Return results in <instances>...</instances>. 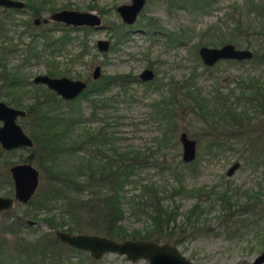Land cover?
<instances>
[{
    "label": "rangeland",
    "instance_id": "1",
    "mask_svg": "<svg viewBox=\"0 0 264 264\" xmlns=\"http://www.w3.org/2000/svg\"><path fill=\"white\" fill-rule=\"evenodd\" d=\"M248 1L212 0L205 10L186 8L182 5L183 0H145L131 24L124 22L116 9L118 5L129 3L131 0H46L38 15L32 14L30 8L26 7L23 10H11L0 6V24L6 23V35L10 38L9 43L13 48L7 56V65L9 68L18 67V70L23 72L30 81L27 83L26 79L24 80L26 84L23 89L16 92V98L26 105L33 100V94H36L34 90L37 89L42 90L37 93L39 97H42L46 85L36 84L32 79L38 73H47L49 69L54 70L58 75L83 79L87 86L93 85L100 79L92 78V71L97 64L101 67V78L104 75L128 73L132 78L129 83L123 87L117 82H112L110 88L102 94V96L111 97L107 112L112 116L109 120L115 121V124L112 127L109 126L107 130L114 134L111 142L115 147L121 150L137 149L147 154L148 151L153 150L165 164L174 163L181 158L182 145L179 141L181 130H186L197 140L196 157L181 168L183 171L181 178L180 167L177 170H169L160 168L156 164H149L142 169L139 177L144 180L149 178L158 181L167 189L179 183H182L186 189L198 186L206 188L214 185L217 188L229 186L232 190H236L233 198L238 204L246 201L244 192H256L262 187L261 200L264 202V162L260 163L261 159L255 158L250 152L244 150L250 147L242 143L244 139L249 138L246 135L247 132L242 134L240 139L235 138L237 143L223 151H219L216 147L211 148L208 142L211 133H217L214 130L217 127L216 123H211L209 118H207L209 121L202 120L197 112L191 110L190 105H186L181 107L176 115L172 113L175 127L167 131L166 139L162 141L160 149L158 143L163 137L169 114L167 113L164 119V115L159 114V109L153 104L170 94L172 80H177L180 85L184 84V80L190 79L201 89L204 96L210 97L211 92H216V89L224 94L231 92L232 89L236 93L238 92L236 82L241 78L258 77L264 74V64L257 65L246 61L248 59H243L244 62L221 59L207 66L198 52L203 44L220 46L225 42H232L237 47L250 48L253 51L264 50L263 40L251 38V45H247L245 40L248 32L244 26L247 21L257 22L255 13L247 12ZM234 6L237 7L233 9ZM61 8L94 11L101 16L102 25L90 27L65 24L66 27L69 26L68 40L62 48L52 51L45 46L44 35L38 32L49 28L48 36L58 37L64 32L61 29V24L64 23L49 20L46 23L35 24L33 19L48 18L51 10ZM5 15L9 17L5 18ZM153 18L157 20V23L151 21ZM239 18L243 19V28L232 30ZM227 32H233V38H239L238 42L231 40L220 42L222 37L227 38ZM171 33L181 37L180 41H171L169 39ZM99 38L110 40L108 50L98 49L96 40ZM27 47L35 49L39 56L28 57V51L25 50ZM145 67H150L155 72L151 80L144 81L138 78L139 72ZM10 97V93L0 87V100L10 104L7 102ZM75 103L78 110L87 117L76 124L75 130L82 132L83 128L97 129L102 123L100 118L102 110H96V117H92L90 113L93 108L87 99L79 96L75 99ZM19 107L22 108V106ZM236 107L239 108V106ZM252 115L255 116V129L259 131H254L251 136H259L263 133L264 140L263 126V131L257 127L258 119H264V116L260 110ZM17 121L29 134L32 116L18 117ZM109 144L110 142L102 144L108 152H110ZM29 148L17 147L9 151L5 149L7 151H4L0 157V174L3 173L11 178L9 166L12 163L28 161ZM208 149L217 154L210 155ZM235 161L240 162L239 167L231 175L227 174V169ZM31 163L38 167L36 161L33 160ZM0 182L3 183L0 184V195H12L13 191L9 193L10 187L6 185L5 180ZM124 192L126 197H130L139 191L134 185L127 184ZM174 198L180 203L181 211L190 207L195 200L194 196L186 192L176 194ZM164 200L171 203L169 199ZM28 201H16L10 209L6 210L8 212L4 211L0 214V237L11 241L15 233L23 231L27 234L33 230L50 229L40 219H36L37 222L29 229L19 226V218H25L27 212H34V204ZM36 214V217L44 215L42 210L37 211ZM218 214H220V207L216 204L207 215L210 229L203 227L201 232L195 234L193 238L178 245L181 251L197 264H255L254 258L264 248V217L256 225L251 224L236 231L234 223L222 224L217 217ZM242 218L239 215L235 222L241 221ZM121 223L128 230L143 229L150 223V219L142 208L125 203ZM73 253L76 258L77 252ZM98 260L100 264H147V260L139 259L132 262L124 255L113 252L105 253ZM258 264H264V261Z\"/></svg>",
    "mask_w": 264,
    "mask_h": 264
},
{
    "label": "trees",
    "instance_id": "2",
    "mask_svg": "<svg viewBox=\"0 0 264 264\" xmlns=\"http://www.w3.org/2000/svg\"><path fill=\"white\" fill-rule=\"evenodd\" d=\"M211 1L183 0L182 5L186 8L205 9ZM248 2L247 12L255 13L257 18V22L250 20L244 26L248 32L245 40L247 45H251V38L264 41V0ZM45 3L46 0H29L26 6L30 8L32 14L38 15ZM236 7L234 6L233 9ZM7 17L9 15H5V18ZM151 21L157 23L155 18ZM5 24H0V87L10 93L8 103L16 107L22 106L27 112L26 115L32 116L29 134L34 144L29 148L27 157L30 162L36 161L41 172L39 186L28 201L34 204V212H27L25 216L35 220L40 219L50 229L33 230L27 234L23 231L15 233L11 241L1 236L0 264H100L99 258H93L85 254L86 251L78 250L60 241L55 236L54 229L95 232L119 240L145 238L182 245L201 232L203 227L210 229L207 215L216 204L220 207V214L217 216L219 220L225 225L234 223L236 231L251 224L256 225L264 217L262 187L256 192H244L246 201L238 204L233 198L236 190H232L229 186L219 188L216 185L209 188L198 186L186 189L182 183H179L167 189L158 181L149 178L144 180L138 176L146 166L156 164L160 168L169 170H177L180 167L181 178L183 176L181 168L188 163L179 158L174 163L164 164L153 150L148 151L147 154L137 149L121 150L112 144L114 134L107 130L109 126L112 127L115 124V121L109 120L112 116L107 112L111 97L102 96V94L110 88L112 82H117L123 87L129 83L132 78L128 73L104 75L93 85L87 86L78 97L76 96L89 101L93 108L90 113L92 117H96V110H102L103 113L100 116L102 123L97 129L83 128L82 132L75 130L76 124L87 119L78 110L76 98L63 99L47 87L42 97L37 94L42 90H34L36 94H33V100L23 105L22 101L16 98V92L24 88L26 84L24 80L27 78L18 70V67L9 68L7 65V56L13 48L9 43L10 38L6 35ZM68 28L65 24H61L64 32L53 38L48 36L49 30L42 29L38 33L44 35L45 46L54 51L62 48L67 42ZM241 28H243V19L239 18L232 30H241ZM226 37H222L220 42L231 40L237 43L239 39L233 38V32L228 33ZM169 39L180 41L181 37L171 33ZM25 50L28 51V57L39 56L32 47H27ZM228 60L244 62V60ZM246 61L257 65L264 64V50L254 51L252 58ZM48 74L58 75L52 69H49ZM236 88H238L236 93L233 89L225 94L216 89V92H211L210 97H206L190 79L184 80V84L180 85L177 80H172L170 94L153 103L159 109V114L164 115V119L167 117L166 114H169L158 147L162 148V141L166 139L167 131L175 127L172 115H176L181 107L190 105L191 110L197 112L199 118L204 121H209L207 119L209 118L211 123H216L217 127L214 130L217 133H211L209 147H216L219 151H223L237 143L235 138L240 139V136L247 132L246 135L249 138L244 139L242 143L250 147L244 150L250 152L255 158L261 159L260 163L264 162L263 133L259 136H251L254 131H259L255 129V116L252 113L260 110L264 116V74L258 77L241 78L236 82ZM258 123L257 127L262 129L263 126L264 129V119H258ZM22 127L24 128L23 125ZM105 142H110L108 146L110 152L102 145ZM4 151L7 150L0 146V157ZM208 152L210 155L217 154L209 149ZM248 158L245 159L248 160ZM6 163L10 162L6 161ZM0 180H5L6 185H9V193L13 191V181L9 176L2 173ZM0 184L3 183L0 182ZM127 184L134 185L139 192L126 197L124 191ZM181 192L195 197L190 207L184 211H181L180 203L174 198ZM164 199H169L171 203L165 202ZM125 203L142 208L149 217L150 223L143 229L128 230L121 223ZM39 210H42L44 215L36 217ZM239 215L243 218L236 223ZM18 222L19 226L28 229L31 227L20 219ZM73 252H77L76 258Z\"/></svg>",
    "mask_w": 264,
    "mask_h": 264
},
{
    "label": "water",
    "instance_id": "3",
    "mask_svg": "<svg viewBox=\"0 0 264 264\" xmlns=\"http://www.w3.org/2000/svg\"><path fill=\"white\" fill-rule=\"evenodd\" d=\"M145 0H131L129 3L117 6L123 20L133 23L137 13L142 8ZM23 0H0V6L22 7ZM49 18L63 22L68 25H88L100 27L102 18L94 11H80L77 9L62 8L49 14ZM39 19L36 18L35 21ZM109 39L99 38L96 46L100 50H107ZM200 58L207 66L215 64L221 59H250L254 51L250 48L237 47L232 42H225L220 46L201 45L198 49ZM101 72L99 64L94 66L93 78H98ZM141 80H151L155 72L150 67H145L138 74ZM34 82L45 83L57 94L64 98H74L86 87L87 83L80 78L67 76H50L45 73H38L33 78ZM26 111L23 108L15 107L0 100V145L4 149L17 147H32V137L24 130L17 121L19 116H24ZM179 141L182 145L181 159L190 162L196 157L197 140L191 137L186 130L179 133ZM239 161H235L228 169L227 174L231 175L238 167ZM9 172L13 181V194L0 195V214L10 209L15 201L26 202L32 198L40 182V170L29 161L12 163ZM27 224L36 223L31 218H25ZM55 236L65 244L71 245L78 250L89 253L93 258H101L107 252L122 254L132 262L139 259L147 260V264H197L181 251L178 245L170 241H155L145 238H127L123 240L114 239L109 236L95 232H70L63 229H54ZM264 261V248L254 258L255 264Z\"/></svg>",
    "mask_w": 264,
    "mask_h": 264
},
{
    "label": "flooded vegetation",
    "instance_id": "4",
    "mask_svg": "<svg viewBox=\"0 0 264 264\" xmlns=\"http://www.w3.org/2000/svg\"><path fill=\"white\" fill-rule=\"evenodd\" d=\"M24 2V5L22 6V7H6V8H16V9H18V10H23L25 7L26 8H28L27 6H26V2L27 1H23ZM1 7H5V6H1ZM62 9V8H61ZM30 10V9H29ZM59 10V9H58ZM52 12L53 11H56V10H51ZM140 11V10H139ZM32 12V11H31ZM119 13V12H118ZM138 14V13H137ZM119 15H120V13H119ZM121 16V15H120ZM37 17H35L34 19H33V22L35 23V24H39L40 22H42V23H46V22H48L49 20H52V21H55V20H53V19H51V18H49V16H48V18H43L42 20H40L39 18V20L38 21H35V19H36ZM122 18V17H121ZM123 19V18H122ZM124 21V20H123ZM55 22H58V21H55ZM125 22V21H124ZM61 23H63V22H61ZM127 23V22H126ZM58 24H60V23H58ZM65 24V23H64ZM127 24H131V23H127ZM68 25V24H67ZM70 26H88V25H70ZM67 27H69V26H67ZM90 27H95V26H90ZM45 30H50L49 28L48 29H46L45 28ZM110 41V40H109ZM112 46V45H111ZM109 47H110V43H109V46H108V49H109ZM107 49V50H108ZM141 72V71H140ZM45 74H48V71H47V73H45ZM48 75H50V74H48ZM100 75H101V72H100ZM100 75H99V77L98 78H100ZM50 76H63V75H50ZM68 77V76H67ZM92 78H93V76H92ZM98 78H96V79H98ZM138 78H139V76H138ZM33 80V79H32ZM26 82L27 83H30V81L29 80H27L26 79ZM34 82V81H33ZM36 84L37 83H42V82H35ZM43 85H46L45 83H42ZM46 87L47 88H49L47 85H46ZM50 90H53V89H51V88H49ZM54 91V90H53ZM55 92V91H54ZM56 93V92H55ZM57 94V93H56ZM59 97H61V98H63V99H68V98H64V97H62L61 95H59V94H57ZM13 106V105H12ZM16 107V106H15ZM19 107V106H18ZM19 108H21V107H19ZM24 109V108H23ZM25 110V109H24ZM26 111V110H25ZM26 114H27V112H26ZM26 114L24 115V116H26ZM24 116H19V117H24ZM263 204H264V202H263ZM264 208V207H263ZM263 211H264V209H263ZM4 212V211H3ZM2 214V213H1ZM20 220H23L22 218H19ZM31 219H33V218H31ZM34 221H37V220H35V219H33ZM35 224V223H34ZM28 226H32V225H29V224H27Z\"/></svg>",
    "mask_w": 264,
    "mask_h": 264
}]
</instances>
